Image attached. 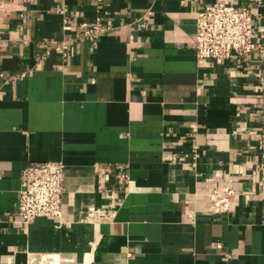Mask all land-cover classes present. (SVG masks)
I'll list each match as a JSON object with an SVG mask.
<instances>
[{"label": "crops", "instance_id": "0c3cea01", "mask_svg": "<svg viewBox=\"0 0 264 264\" xmlns=\"http://www.w3.org/2000/svg\"><path fill=\"white\" fill-rule=\"evenodd\" d=\"M219 1L252 11L259 47L199 60ZM32 162L64 164L61 219L15 220ZM225 186L233 209L207 213ZM43 257L264 264V0H0V264Z\"/></svg>", "mask_w": 264, "mask_h": 264}, {"label": "built area", "instance_id": "2783aa9c", "mask_svg": "<svg viewBox=\"0 0 264 264\" xmlns=\"http://www.w3.org/2000/svg\"><path fill=\"white\" fill-rule=\"evenodd\" d=\"M87 40L97 42L103 27L83 25ZM195 53L199 60H227L234 55L245 57L258 49L253 13L248 7H236L219 1L197 13ZM67 49L66 45L56 47ZM64 164L32 162L22 171L20 191L14 218L29 225L36 218H62ZM127 178L126 174L121 175ZM207 213L225 215L234 207L236 192L231 186L205 191ZM222 247L221 243L217 245Z\"/></svg>", "mask_w": 264, "mask_h": 264}, {"label": "bare ground", "instance_id": "6f19581e", "mask_svg": "<svg viewBox=\"0 0 264 264\" xmlns=\"http://www.w3.org/2000/svg\"><path fill=\"white\" fill-rule=\"evenodd\" d=\"M44 258V257H43ZM46 258H44L43 260H42V258H41V261H42V264H46V260H45ZM32 261H34V260H32ZM39 262V261H38ZM41 263V262H40ZM48 264H57V263H55V261H54V263L52 262V263H48Z\"/></svg>", "mask_w": 264, "mask_h": 264}]
</instances>
